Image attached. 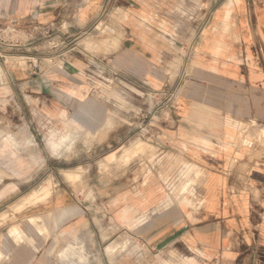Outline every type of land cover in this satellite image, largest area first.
<instances>
[{"label":"crops","instance_id":"crops-1","mask_svg":"<svg viewBox=\"0 0 264 264\" xmlns=\"http://www.w3.org/2000/svg\"><path fill=\"white\" fill-rule=\"evenodd\" d=\"M0 44V102L92 157L0 264H264V0H0Z\"/></svg>","mask_w":264,"mask_h":264},{"label":"rangeland","instance_id":"rangeland-1","mask_svg":"<svg viewBox=\"0 0 264 264\" xmlns=\"http://www.w3.org/2000/svg\"><path fill=\"white\" fill-rule=\"evenodd\" d=\"M4 53L13 52H4L0 44V62L11 68L15 62L10 56L5 59ZM21 60V65L25 64V60ZM94 86L101 92L125 89L122 83L115 84L102 78H97ZM132 89L138 91L140 88ZM98 105L107 106L108 100L101 97ZM72 128L74 126L34 122L22 99L10 98L0 102V239L13 233H28V214L25 211L28 205L48 202L60 187L67 183L74 187L77 181H81V176L68 178L67 172H75L77 165H80V171L86 170L92 160L91 148L76 146ZM48 138L57 141L51 148L46 146ZM61 139L64 145L60 147L58 142ZM141 142L136 151L131 150L133 154L145 150V143ZM35 190H41V193L25 203L24 199ZM5 245L8 247L10 243Z\"/></svg>","mask_w":264,"mask_h":264},{"label":"bare ground","instance_id":"bare-ground-1","mask_svg":"<svg viewBox=\"0 0 264 264\" xmlns=\"http://www.w3.org/2000/svg\"><path fill=\"white\" fill-rule=\"evenodd\" d=\"M142 142L141 141H138L135 145H133V146H131V148H130V150H135L140 144H141ZM133 144V143H132ZM143 145H144V143H143ZM140 147V146H139ZM144 148V147H143ZM145 149V148H144ZM136 151V150H135ZM134 151V152H135ZM140 151H141V149H140ZM103 162V161H102ZM104 162H106V161H104ZM79 172V171H78ZM67 175H68V178H70V179H72V178H76V173L75 172H67ZM45 189V188H44ZM41 193V190H36L35 192H34V194H32L30 197H28L26 200H25V203H26V201H29V199H32L33 197H35V196H37V195H39ZM45 194V193H44ZM37 200V199H36Z\"/></svg>","mask_w":264,"mask_h":264}]
</instances>
